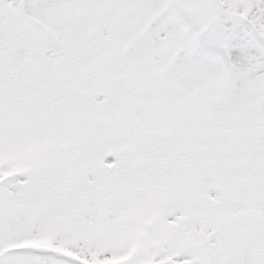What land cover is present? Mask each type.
Instances as JSON below:
<instances>
[{
	"label": "snow or ice",
	"instance_id": "1",
	"mask_svg": "<svg viewBox=\"0 0 264 264\" xmlns=\"http://www.w3.org/2000/svg\"><path fill=\"white\" fill-rule=\"evenodd\" d=\"M0 264H264V0H0Z\"/></svg>",
	"mask_w": 264,
	"mask_h": 264
}]
</instances>
